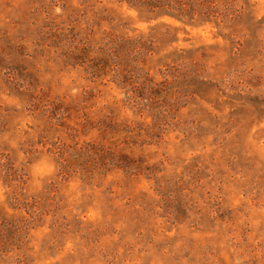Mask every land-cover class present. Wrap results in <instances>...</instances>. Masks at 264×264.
I'll return each instance as SVG.
<instances>
[{"label":"rangeland","instance_id":"rangeland-1","mask_svg":"<svg viewBox=\"0 0 264 264\" xmlns=\"http://www.w3.org/2000/svg\"><path fill=\"white\" fill-rule=\"evenodd\" d=\"M160 1L0 0V264H264V0Z\"/></svg>","mask_w":264,"mask_h":264},{"label":"trees","instance_id":"trees-1","mask_svg":"<svg viewBox=\"0 0 264 264\" xmlns=\"http://www.w3.org/2000/svg\"><path fill=\"white\" fill-rule=\"evenodd\" d=\"M175 4H177V2L175 3H165V2H161L160 0H157L156 4H148L149 6H144L143 5V9H146L150 12H156L158 14V16L161 15H170V16H176V14L174 13L175 9H183V6L180 5L179 8L175 7ZM178 5V4H177ZM129 72V70H128Z\"/></svg>","mask_w":264,"mask_h":264}]
</instances>
